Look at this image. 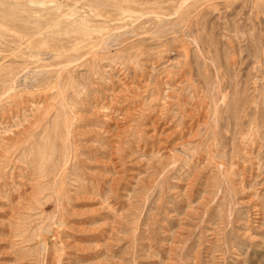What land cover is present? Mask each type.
Segmentation results:
<instances>
[{
    "label": "rangeland",
    "instance_id": "1",
    "mask_svg": "<svg viewBox=\"0 0 264 264\" xmlns=\"http://www.w3.org/2000/svg\"><path fill=\"white\" fill-rule=\"evenodd\" d=\"M0 264H264V0H0Z\"/></svg>",
    "mask_w": 264,
    "mask_h": 264
},
{
    "label": "bare ground",
    "instance_id": "2",
    "mask_svg": "<svg viewBox=\"0 0 264 264\" xmlns=\"http://www.w3.org/2000/svg\"><path fill=\"white\" fill-rule=\"evenodd\" d=\"M224 97V96H223Z\"/></svg>",
    "mask_w": 264,
    "mask_h": 264
}]
</instances>
